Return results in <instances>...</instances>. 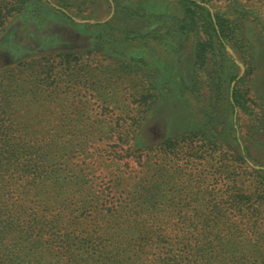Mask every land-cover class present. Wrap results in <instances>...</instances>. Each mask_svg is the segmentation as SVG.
<instances>
[{
    "label": "rangeland",
    "instance_id": "374dc122",
    "mask_svg": "<svg viewBox=\"0 0 264 264\" xmlns=\"http://www.w3.org/2000/svg\"><path fill=\"white\" fill-rule=\"evenodd\" d=\"M2 147L63 223L21 264H264V0H0Z\"/></svg>",
    "mask_w": 264,
    "mask_h": 264
},
{
    "label": "trees",
    "instance_id": "16d2710c",
    "mask_svg": "<svg viewBox=\"0 0 264 264\" xmlns=\"http://www.w3.org/2000/svg\"><path fill=\"white\" fill-rule=\"evenodd\" d=\"M25 3L28 0H19ZM194 6L200 7L204 25L202 31L193 16H190L188 29L194 35L203 33L205 37L196 39L194 46L195 65L206 64L212 50L214 38L217 35L211 16L205 7H201L195 1H191ZM158 16V15H155ZM3 23V22H1ZM223 29L220 31L222 32ZM238 104L236 95H232V105ZM5 137V138H4ZM10 136L1 135V140L8 141ZM239 151L244 152L238 142ZM42 154H48L47 151ZM27 152L1 148L0 152V264H21L18 261L19 253L16 245L20 242H28L33 246L41 244L43 241V232L52 226L51 224H63L55 216H48L43 213L41 207L43 202L39 199L45 197L48 184L37 182L33 179L36 176L34 172H46V169L37 168L33 165L23 164L26 160ZM33 168V169H32ZM54 183L52 187H54ZM35 203V205H32ZM12 241V243H10Z\"/></svg>",
    "mask_w": 264,
    "mask_h": 264
}]
</instances>
